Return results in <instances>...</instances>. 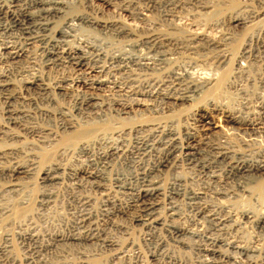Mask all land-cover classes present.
<instances>
[{"label": "bare ground", "instance_id": "obj_1", "mask_svg": "<svg viewBox=\"0 0 264 264\" xmlns=\"http://www.w3.org/2000/svg\"><path fill=\"white\" fill-rule=\"evenodd\" d=\"M120 1L136 13L141 30L102 18L93 0H0V61H17L38 47L44 66L70 64L86 70L53 85L42 74L30 73L20 82L21 91L9 72H0V264H264V23L254 31L264 21V0L251 10H246L248 4L225 8L215 4L218 0H190L199 16L229 10L225 20L210 24L223 28L215 38L171 30L186 8L184 0H148L144 6L140 0ZM117 43L123 47L116 48ZM206 58L220 72L218 80L193 75ZM233 61L239 108L229 111L215 102L208 108L226 113L241 131L239 140L201 141L196 128L178 130L168 122H157L146 133L136 123L133 141L118 127L114 133L120 139L107 137L113 113L119 119L127 112L122 101L100 94L104 89L149 100L137 106L151 113L173 111L207 100L214 84L223 87ZM73 95L72 104L53 109L58 96ZM100 136L96 146L93 139ZM27 138L35 142L20 146ZM37 144H75L89 168L44 166L36 220L31 216L34 220L12 231L8 224L37 202L34 173L48 156L35 151ZM78 187L102 196L100 205L94 196L74 193ZM240 199L259 207L235 206ZM58 208L73 220L50 232L43 224ZM135 227L143 232L140 242L131 238ZM249 228L252 242L243 236ZM16 241L24 256L16 253ZM142 249L145 260L134 256L131 263V252ZM180 251L192 252L193 258L184 262Z\"/></svg>", "mask_w": 264, "mask_h": 264}, {"label": "rangeland", "instance_id": "obj_2", "mask_svg": "<svg viewBox=\"0 0 264 264\" xmlns=\"http://www.w3.org/2000/svg\"><path fill=\"white\" fill-rule=\"evenodd\" d=\"M107 0H93V5H95V9L98 11L99 16H101L102 18H107V19H117L120 20L122 23H125L133 28L140 29L141 30V26L142 23H140L139 20L136 19V13L133 12V10H128L126 9L128 6L127 3H125L124 1H120V0H112L110 2H106ZM158 1V3L161 1L160 0H156ZM164 1V0H163ZM211 1H216V0H211ZM223 1V2H222ZM218 0L215 4L219 5L221 4L222 7H227L225 4H227L229 7L232 6H237L238 8L244 5H247L248 8L246 10H251V8L253 9L254 7H256V5H260V1L258 0ZM123 2V3H122ZM184 2H186V8L184 7L178 14V17H176L174 19L175 22L172 21V29H176L173 30L175 32L181 31V33L183 34H187L191 35V34H196L198 33H203V34H207L209 37H220L223 34V28L218 27V28H211L210 26L212 25V23H214L217 20H225L227 18V14H229V10H225V12L223 11L222 13H215V14H210L207 16L205 14L202 15H196L195 13L192 12V4L190 2V0H184ZM235 2V3H234ZM246 2V3H245ZM249 2V3H248ZM258 2V3H257ZM147 3H149L148 0H140V6H144ZM157 3V2H156ZM223 3V4H222ZM190 4V6H189ZM211 4V3H210ZM224 5V6H223ZM127 6V7H126ZM228 8V7H227ZM126 9V10H125ZM132 9V8H130ZM212 9V8H211ZM131 11V12H130ZM211 11V10H209ZM190 12V14H189ZM192 12V13H191ZM247 13V11H244ZM224 13V14H223ZM223 14V15H221ZM199 16V17H196ZM203 16V17H202ZM205 17H209V18H205ZM226 17V18H224ZM176 25H174V24ZM264 21H261L257 24V26L254 28V31L259 30V28L263 25ZM211 24V25H210ZM175 26V27H173ZM88 29H82L81 32H83L84 34L90 35V36H94L95 37H99L97 36V34L93 31V33L89 32L90 30ZM188 31V32H187ZM86 32V33H85ZM90 33V34H89ZM94 34V35H93ZM119 44V45H118ZM119 46V47H118ZM120 46H122V43H117L115 44L116 48H120ZM123 47V46H122ZM121 47V48H122ZM112 48V47H111ZM120 48V49H121ZM28 54V55H27ZM26 55H24V57H20L19 60H9V61H0V72H5L6 70V74H8V76L10 78L13 79V82H16L15 85L19 91L22 90V87H20L19 85L21 84L20 82L23 81V78L30 75V73H37V74H42L43 78L45 79V81L50 84H58V83H65L66 80H68V78L72 79L76 78V76H79L80 73H83L86 70H77L75 69L72 65L70 64H64V65H59V66H54V67H48V66H44V55L41 53L40 49L37 47L36 48H32V50L30 49L28 51ZM207 59V58H206ZM235 61H233V63L231 64L230 70L232 71L231 73V77L229 76L227 80H225L224 82V88L223 87H217L213 85V89L211 91H209V95L207 97V100L203 99V101L198 102V103H193V105L191 104H186L185 106H181L180 108H176L173 111H167L166 109L161 110L158 113H151L148 110H146V106H137V103H145L146 105L148 103H151L149 100H143L141 96L138 95H132L131 93H125L124 91H120V90H116V89H112V88H106L103 91L100 92V94H104L105 97H107L109 100H113V99H118V101H122L120 102L121 104H124L123 107V111L127 112V114L122 115V118L120 117L118 119L119 116H116L115 112L113 113V116L111 118V122L112 127L107 131V137H112L115 139H120V137L118 136V134L114 133V128L118 127V129H122L126 136L123 135L125 138H127L130 141H133V137L135 136V131H133L134 126H136V123H142L145 133L150 131V127H152L155 123L157 122H168L174 125L175 128H177L178 130H183V128L187 127V126H191L197 129V134H198V138L202 140H206V141H211V142H216L217 140H223V139H228L231 141H235V140H239V135L240 132L239 131V127L237 128V126L235 124H233L232 122H230L228 120V118L226 117V113H224L223 110H219V109H214L212 108H208V103L211 102H215L217 104L222 105L223 109L225 108L226 110L229 111H235L234 109H238L239 108V101L238 99L239 96L236 94V90H234L233 88V84L232 82H234L235 80V75L237 72V64ZM244 62V61H243ZM241 63V64H246L245 63ZM206 64V65H205ZM204 63H200V65L194 67V69H192L193 71V75L195 77L198 78H202V79H219L221 77L220 72H217L213 70L212 67V60L207 59V61ZM211 65V67H210ZM212 68V70H211ZM22 69V70H21ZM206 69V70H205ZM236 69V71H235ZM21 70V72H20ZM19 71V72H18ZM27 71V72H26ZM81 71V72H80ZM83 71V72H82ZM25 72V73H24ZM23 73V74H22ZM234 74V75H233ZM12 77H11V76ZM233 79V81H232ZM65 81V82H64ZM18 84V85H17ZM232 86V87H231ZM219 89H217V88ZM249 88H252L249 87ZM255 88V87H254ZM258 87H256L257 89ZM17 89H14L16 91H18ZM21 89V90H20ZM18 91V92H19ZM255 91V89H254ZM124 92V93H123ZM129 94V96H128ZM131 95V96H130ZM137 96V97H136ZM59 97V102L55 103L52 107L54 110H58L60 105H70L74 102V98L75 95L70 96V97H64V96H58ZM42 96L40 94H37V100L40 102L42 101ZM120 99V100H119ZM138 99V100H137ZM141 99V100H139ZM73 100V101H72ZM132 100V101H131ZM136 100V102H135ZM140 101V102H139ZM147 102V103H146ZM136 103V104H135ZM135 104V106H134ZM128 106V107H126ZM206 106V107H205ZM191 107V108H190ZM207 108V109H201V108ZM201 110V111H200ZM130 111V113H129ZM223 111V112H222ZM1 114V111H0ZM87 118H82L80 122L85 123ZM146 123V124H145ZM149 129V130H148ZM131 130V132H130ZM104 137V136H103ZM100 137H97L95 139H93L94 142H96V146H99V142H100ZM99 140V141H97ZM30 141L35 142L33 138H27V139H23L22 143H19L20 146L26 145L28 144ZM38 143V142H37ZM262 144L264 145V142H262ZM0 146H3V143H1L0 141ZM63 146V145H62ZM62 146L59 147H51V145L47 144L46 146L42 147L40 144H37L35 151H37L38 153H40L41 155L43 154H48L46 159V162H42V164L39 165V167H37L36 171L34 174L35 178V182L37 184V186L35 187V190L33 189L32 191V196L34 197L35 201L37 199V202H34L35 204L32 205L30 207V212H27L20 218H18V220H15V223L13 225V223L8 224V228L11 229L12 231H16L18 230V226L24 225L23 223L25 222V224H28V221L30 222V220H36V214L39 212L38 208L40 207V199L42 197V185H41V178L43 177V172L44 169L47 164H53V163H64V164H69V165H75L77 167L81 166L84 169L89 168V161L87 159L86 156L82 155L81 150L79 148V146L73 144L70 147H66V148H62ZM101 147V146H100ZM44 148V150H43ZM44 151V152H43ZM24 160H26V158H23ZM86 166V167H84ZM88 170V169H87ZM181 175L187 174V171L184 169H180L179 170ZM30 188L33 187V183L29 185ZM65 185H62L61 190L63 193H66L65 191ZM261 188V187H260ZM75 189V190H74ZM73 191L74 193L76 192V194H81V195H91L94 196L96 198V207H98L101 203L102 200V196L97 195L95 192L91 191L89 188H74ZM82 190V191H81ZM86 190V191H85ZM264 192V191H262ZM113 194H116L115 192H113ZM262 196L264 198V193H262ZM263 198H261V200H264ZM250 201V200H249ZM248 201V199H240L238 201H236L235 206L237 207H250V208H258V203L255 206L256 201L253 202V200H251L250 202ZM254 205H253V204ZM258 206V207H257ZM35 207V208H34ZM34 208V209H33ZM58 210V211H57ZM54 211V212H53ZM50 213V220L48 223L43 224V228L46 226L48 228L46 229H50L52 231H56V230H63L65 229V225H67L68 223L72 222L73 220V216L72 214L66 213L64 211V209H56L53 210ZM257 212V210H256ZM32 213V214H31ZM62 213V214H61ZM27 215V216H26ZM36 215V216H35ZM35 218L31 219L32 217ZM56 216V217H55ZM30 219V220H29ZM64 222H63V221ZM68 220V221H67ZM17 221V222H16ZM53 221V222H52ZM124 221V220H123ZM27 222V223H26ZM62 222V223H61ZM65 222H67L65 224ZM126 223V224H125ZM130 224L129 220L125 219L124 224L128 225ZM65 224V225H63ZM62 225V226H61ZM63 227V228H62ZM136 228V229H135ZM133 228L132 232H131V238L135 241L140 242V240H142V236H143V232L139 230V227H135ZM253 232V230H252ZM250 228L249 229H244V237L246 239V241L248 242H252L255 235L254 232L252 234ZM112 235L115 236H120V233L118 231H112ZM17 242V249H16V253L19 256H24V249L21 247L20 244H18L19 241ZM22 249V250H21ZM144 249H142V251L139 252H135L132 251V258L130 257V261L131 263H133V258L134 256H140L139 258L141 260H145L146 258V252L143 251ZM180 256L183 257V260L185 262V260L190 261L193 258V253L192 252H186V254L183 251H180ZM191 253V254H190ZM145 254V255H144ZM144 255V256H143ZM144 258V259H143ZM73 260H75L74 258H72ZM103 264H105V261H103ZM149 264V263H148Z\"/></svg>", "mask_w": 264, "mask_h": 264}]
</instances>
